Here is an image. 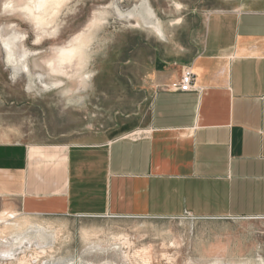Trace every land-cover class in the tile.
<instances>
[{
	"label": "crops",
	"instance_id": "obj_1",
	"mask_svg": "<svg viewBox=\"0 0 264 264\" xmlns=\"http://www.w3.org/2000/svg\"><path fill=\"white\" fill-rule=\"evenodd\" d=\"M187 65L195 89L172 88L178 66L155 71L146 117L121 134L0 143V198L27 215L215 223L213 264H264V0L211 12Z\"/></svg>",
	"mask_w": 264,
	"mask_h": 264
},
{
	"label": "rangeland",
	"instance_id": "obj_2",
	"mask_svg": "<svg viewBox=\"0 0 264 264\" xmlns=\"http://www.w3.org/2000/svg\"><path fill=\"white\" fill-rule=\"evenodd\" d=\"M36 1L0 0V143H54L100 131L121 134L146 117L149 96L142 89L153 73L177 66L182 73L201 44L209 14L234 3L67 0L48 9L49 22L42 24L23 7H32ZM143 1L149 4L150 20L159 24L162 35L142 23L141 17L148 20ZM82 36L89 53L84 85L73 69H67L65 78L51 73L47 64L58 50ZM4 212L14 213L0 198V216L6 217ZM15 214L17 219L9 222L18 223L16 227L0 221V264H213L226 260L215 250V223L193 218ZM217 226L218 234L236 232L232 225ZM123 238L130 242L129 248L119 244ZM114 244L118 245L113 248Z\"/></svg>",
	"mask_w": 264,
	"mask_h": 264
},
{
	"label": "bare ground",
	"instance_id": "obj_3",
	"mask_svg": "<svg viewBox=\"0 0 264 264\" xmlns=\"http://www.w3.org/2000/svg\"><path fill=\"white\" fill-rule=\"evenodd\" d=\"M67 0H37L36 2L33 3L32 7H29L27 5L23 6L24 10H26L28 13H32L34 14V16L36 17L37 21H39L42 24H47L49 21L46 19L45 15L47 14L48 9H52L54 7H60L62 5H64L66 3ZM141 6H143L145 9V12L148 16V20H144V17H141V21L143 24H146L147 26H149L150 28H153L156 33L158 35H162V31L161 28L159 26L158 23L153 22L152 20H150V17L153 16V12L149 6V4L146 1H143V3L141 4ZM136 26H140V22L139 20H137L136 22ZM7 40V38L5 39ZM11 43V42H10ZM10 45V44H9ZM11 49V47H10ZM88 49V41L86 38L82 37H77L70 45H68L65 48H62L60 50H58L54 60L48 61V67L51 73L53 74H60L62 76L65 75L68 76L67 73V69H73V75L77 76L78 79L80 80V85H84L86 80L85 77L87 75V72H85L86 66H87V60L89 57V53L87 52ZM12 56V55H11ZM10 58V57H9ZM14 58V57H13ZM16 60V59H15ZM14 62V61H13ZM19 62V61H18ZM16 63V62H15ZM17 65V64H16ZM25 68V67H24ZM27 70V69H26ZM70 77V75H69ZM68 77V78H69ZM76 82V81H75ZM79 86V85H78ZM78 89V87H77ZM4 215L6 217L0 216V221H2L5 226H18L19 224H13L12 222H9V220H16V214L15 213H9V212H4ZM27 222V221H26ZM26 222H23L24 224H27ZM13 225H12V224ZM22 225V223H20ZM22 225V226H23ZM30 227H34L31 223L28 224ZM26 225V226H28ZM4 226V227H5ZM25 226V225H24ZM36 227V226H35ZM38 227V226H37ZM45 227V226H44ZM3 228V227H2ZM1 228V229H2ZM8 228V227H6ZM19 228V227H18ZM22 229V228H21ZM20 229V230H21ZM26 229V228H25ZM28 229V228H27ZM26 229V230H27ZM46 229V228H45ZM49 229V228H48ZM8 230V229H7ZM13 230V229H12ZM42 230V229H41ZM15 231V230H14ZM19 231V230H18ZM23 232V231H22ZM10 233V232H9ZM38 233V232H37ZM45 233V232H42ZM7 234V233H6ZM12 234V233H11ZM23 234V233H22ZM40 234V233H38ZM47 234V233H45ZM5 235V234H4ZM35 235V234H34ZM54 235V234H52ZM88 237L89 234H86ZM21 236V234L19 235ZM17 236V237H19ZM25 236V235H24ZM27 236V235H26ZM29 236V235H28ZM16 237V236H15ZM30 237V236H29ZM32 237V236H31ZM28 238V237H27ZM41 238V237H40ZM46 238V237H45ZM117 238V237H116ZM118 238H120V236H118ZM124 239V238H123ZM38 240V238H37ZM114 240V239H113ZM127 239H124L121 243L124 247H128L130 245V242L126 241ZM18 241V240H17ZM115 241V240H114ZM25 242V241H24ZM39 242V241H38ZM37 242V243H38ZM112 242V241H111ZM10 243V242H9ZM29 243V241H28ZM27 243V244H28ZM16 244H18L16 242ZM23 244V243H22ZM13 245V244H12ZM118 244H114L113 248H115ZM25 246V245H24ZM28 246V245H27ZM121 246V247H123ZM11 247V245H10ZM94 247V246H93ZM146 247V246H145ZM15 248V247H14ZM13 248V249H14ZM112 248V249H113ZM118 248V247H117ZM134 248V247H133ZM12 249V250H13ZM20 249V248H19ZM24 249V248H23ZM28 249V248H27ZM24 249V250H27ZM143 250V249H142ZM145 250V249H144ZM43 251V250H42ZM41 251V252H42ZM146 251V250H145ZM40 253V252H39ZM125 258H128V253L126 251L123 252ZM13 254V253H12ZM24 254V253H23ZM133 255V254H132ZM35 256V255H34ZM38 256V255H37ZM32 258V257H31ZM38 260V259H37ZM129 260V259H127ZM26 262V261H25ZM23 261V263H25ZM32 262V259H31ZM131 263V262H130ZM27 264V263H26Z\"/></svg>",
	"mask_w": 264,
	"mask_h": 264
},
{
	"label": "built area",
	"instance_id": "obj_4",
	"mask_svg": "<svg viewBox=\"0 0 264 264\" xmlns=\"http://www.w3.org/2000/svg\"><path fill=\"white\" fill-rule=\"evenodd\" d=\"M195 74L190 66H187L183 69L179 82L172 85V88L179 91H190L195 89Z\"/></svg>",
	"mask_w": 264,
	"mask_h": 264
}]
</instances>
